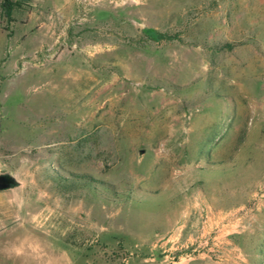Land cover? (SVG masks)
<instances>
[{
	"label": "rangeland",
	"instance_id": "rangeland-1",
	"mask_svg": "<svg viewBox=\"0 0 264 264\" xmlns=\"http://www.w3.org/2000/svg\"><path fill=\"white\" fill-rule=\"evenodd\" d=\"M14 1L0 264H264V0Z\"/></svg>",
	"mask_w": 264,
	"mask_h": 264
},
{
	"label": "crops",
	"instance_id": "crops-1",
	"mask_svg": "<svg viewBox=\"0 0 264 264\" xmlns=\"http://www.w3.org/2000/svg\"><path fill=\"white\" fill-rule=\"evenodd\" d=\"M21 186V185H20ZM32 200V193H24L18 184H13L11 187L0 189V238L8 232L11 221L27 220V201ZM32 217V214L29 215ZM31 219V218H30Z\"/></svg>",
	"mask_w": 264,
	"mask_h": 264
},
{
	"label": "trees",
	"instance_id": "trees-1",
	"mask_svg": "<svg viewBox=\"0 0 264 264\" xmlns=\"http://www.w3.org/2000/svg\"><path fill=\"white\" fill-rule=\"evenodd\" d=\"M19 4L14 0H0V12L1 15L7 20L10 17L11 12L18 8ZM145 38L150 39V36H153L155 39L159 41L169 42L176 38L175 35H167L163 33H153L152 35H145Z\"/></svg>",
	"mask_w": 264,
	"mask_h": 264
},
{
	"label": "water",
	"instance_id": "water-1",
	"mask_svg": "<svg viewBox=\"0 0 264 264\" xmlns=\"http://www.w3.org/2000/svg\"><path fill=\"white\" fill-rule=\"evenodd\" d=\"M11 186H12V183L10 181L5 182V181H2V179H0V189H5Z\"/></svg>",
	"mask_w": 264,
	"mask_h": 264
},
{
	"label": "flooded vegetation",
	"instance_id": "flooded-vegetation-1",
	"mask_svg": "<svg viewBox=\"0 0 264 264\" xmlns=\"http://www.w3.org/2000/svg\"><path fill=\"white\" fill-rule=\"evenodd\" d=\"M1 179V178H0ZM2 181H4L3 179H2Z\"/></svg>",
	"mask_w": 264,
	"mask_h": 264
}]
</instances>
